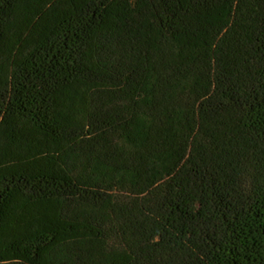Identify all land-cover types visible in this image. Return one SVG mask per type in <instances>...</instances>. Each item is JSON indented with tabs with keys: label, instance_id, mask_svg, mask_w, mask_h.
<instances>
[{
	"label": "trees",
	"instance_id": "obj_1",
	"mask_svg": "<svg viewBox=\"0 0 264 264\" xmlns=\"http://www.w3.org/2000/svg\"><path fill=\"white\" fill-rule=\"evenodd\" d=\"M0 264H264V0H0Z\"/></svg>",
	"mask_w": 264,
	"mask_h": 264
}]
</instances>
